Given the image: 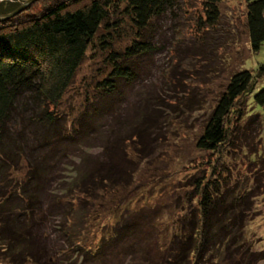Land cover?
Masks as SVG:
<instances>
[{"label": "rangeland", "instance_id": "rangeland-1", "mask_svg": "<svg viewBox=\"0 0 264 264\" xmlns=\"http://www.w3.org/2000/svg\"><path fill=\"white\" fill-rule=\"evenodd\" d=\"M178 1L185 6L183 0ZM190 1L194 7L187 4L186 9L190 10L187 13L176 11L155 22L150 33L153 52L137 62V79L129 84L121 81L113 97H102L95 90L96 83L110 72L106 63L108 53L102 49L100 41L88 53L59 112L63 115L59 121L60 125L63 122V129L68 127L69 130L72 125L77 129L82 127L83 139L79 137L75 145L58 143L59 149L66 147L65 152L71 159L62 157V163L52 174L58 176L56 181L52 180L47 186L48 191L54 193L47 192L43 202L39 200L42 204L37 206L38 212L36 210L33 216L37 223L34 233L38 232L43 242L48 243V251L54 254L58 250L67 251L72 258L70 262L75 264H105L99 258L86 260L77 255L71 240L68 242L62 231L80 232V238L73 240L91 248V253L96 252L97 245L103 247L106 239L116 236L119 242H113L114 247L107 246L110 258L106 264H147L148 259L131 254L132 248L139 251L143 247L152 259L161 255L162 247L179 234L183 215L192 207L190 201L196 180L206 175L218 178L231 197L239 193L246 196L243 202L245 239L253 252L263 253V260L257 259L259 264H264V147L259 135L262 126L256 130L259 124L246 119L230 144L215 153L203 151L197 145L230 76L244 70L256 74L264 64V47L258 54L251 51L243 0H224L221 25L202 37L194 20L201 10L200 0ZM16 2L19 8L25 3ZM129 43V39L122 40L120 32L114 40L115 51L122 52ZM263 88L264 79L257 92ZM88 98L94 100L89 113L93 110L97 113L91 120L81 121ZM28 112L25 110L22 114L30 117ZM250 123L254 131L247 129ZM29 125L18 124L17 130L22 128V134L18 148L13 149L18 150V156L13 159L15 162L11 161L14 167L8 169L6 182L0 186L2 192L10 183L8 188L15 186L14 195H17L3 202L0 208V231L10 230V225H5L4 221L13 224L16 217L23 218L20 211L23 202L18 190L23 191V180L37 167L38 163L33 160L47 155L56 159L58 154L53 144H42L46 136H54L52 129ZM118 134L122 142H118L119 149L113 153L109 143L119 140ZM114 137L113 142L107 143ZM39 144L41 149L36 146ZM117 151V162H111L112 154L116 157ZM100 161L104 162L103 170L106 168L107 174L113 165H118L113 172L122 170L123 179L116 177L108 182L106 191L104 187L87 194L80 193L78 188L70 191L75 174L67 167L76 163L73 166L77 167L76 171L86 175L90 170L96 171ZM64 180L69 185L64 184ZM37 217H40L39 222ZM12 230H15L11 233L13 236L22 232L14 227ZM57 255L54 259L59 264L60 259L65 258ZM0 264L13 263L0 253Z\"/></svg>", "mask_w": 264, "mask_h": 264}, {"label": "trees", "instance_id": "trees-1", "mask_svg": "<svg viewBox=\"0 0 264 264\" xmlns=\"http://www.w3.org/2000/svg\"><path fill=\"white\" fill-rule=\"evenodd\" d=\"M16 1L5 0L0 3V16L9 15L19 8L20 4ZM243 1L246 5L250 48L253 54H258L264 47V0ZM223 2L224 0H200L201 10L194 16V20L201 37L217 30L221 25ZM183 4L184 7L178 0H39L15 17L0 21V186L6 182L8 169L12 170L14 167L10 165L11 161L15 162L13 159L18 156V150L13 151L18 148V140L22 134V128L17 130L18 124L22 126L28 123L29 126L44 128L49 126L54 136H46L42 144H53L58 151L56 159L48 155L40 160L39 157L34 159L38 163L37 167L33 168L30 177L23 180V191L18 190L19 199L23 202V209L20 210L23 218L16 217L13 224L4 221L5 225H10V230L3 227L4 230L0 231V253L6 260L13 264H58L54 259L58 254L60 258H65L60 259L59 264H75L70 262L72 258L67 251L58 250L55 254L48 251V243L43 242L38 232L34 233L37 223H34L36 220L33 216L36 210L38 212L37 206L42 204L40 201L43 202L47 192L54 193L47 189L49 183L56 181L58 177L56 173L54 176L52 174L64 158L71 159L65 152L66 147L59 149L58 143L75 145L79 137L83 139L82 127L77 129L72 125L69 130L68 127L63 129V122L61 127L59 121L63 115L59 112L62 102L88 53L98 41L108 53L106 63L110 68L107 77L96 83L95 90L100 96L113 97L118 93L121 81L125 84L134 82L138 76L137 62L154 50L150 33L155 22L176 11L187 13L190 11L186 9L187 4L194 7L190 0H183ZM101 31L104 32L99 38ZM120 32L122 40L129 39L130 43L122 48V52H116L114 40L119 37ZM203 38L206 42V37ZM262 79L264 64L259 66L256 74L244 70L230 76L197 143L201 150L215 153L229 145L238 127L246 119H251L252 124H259L255 127L256 130L262 126L259 135L264 147V88L257 92ZM87 103L81 121L84 118L91 120L94 118L92 115L97 113L95 110L89 113L94 100L88 98ZM25 110H29L30 117L22 114ZM251 123L247 129L254 131ZM55 126H58L57 129ZM73 128H76L75 133L72 132ZM113 132L110 131L112 136ZM121 137L119 135V140L114 144L109 141L113 142L115 137L107 140L113 153L119 149ZM34 138L39 139L35 135ZM36 146L39 149L42 145ZM112 155L111 162H117L118 151L116 157ZM119 158L122 159V156ZM100 162L96 171L90 170L86 175L77 172V167H73L76 163L67 167L75 176L71 185L66 180L64 184L71 187L70 191L78 188L80 193H93L103 187L106 191L108 182L116 177L121 180L122 170L115 175L113 171L118 165H113L107 174L106 168L103 170L104 162ZM195 185L196 190L190 201L192 207L183 215L185 218L180 222L179 234L162 247L163 253L152 259L143 247L139 251L133 247L131 254L135 257L139 255L140 259H148L147 264H150V260L151 264H259L258 259L263 260V253L253 252L243 229V202L246 196L239 193L231 197L225 193L224 185L218 178L212 179L206 175L202 176V180L197 179ZM8 186L10 183L6 185L5 191H0V208L3 202L17 197L14 195L15 186ZM26 202L29 204L25 205ZM11 210L13 211V207ZM39 218L37 217L38 222ZM11 227L22 232L13 236L11 233L14 234L15 230L11 231ZM62 233L68 242L71 240V246L77 255L86 260L99 258L105 264L110 258L107 246L111 244L114 247L113 242H119L116 236L111 237L103 242L104 250L97 245L96 252L91 253V248H85L81 245L82 242L76 243L73 240L75 237L80 238V232ZM129 233L131 234L130 231Z\"/></svg>", "mask_w": 264, "mask_h": 264}, {"label": "water", "instance_id": "water-1", "mask_svg": "<svg viewBox=\"0 0 264 264\" xmlns=\"http://www.w3.org/2000/svg\"><path fill=\"white\" fill-rule=\"evenodd\" d=\"M38 1H39V0H27V1L24 3V5H23L21 8H19L15 13L10 14V15H7V16H5V17H1V16H0V21L7 20L8 18H11V17H13V16H15V15L20 14L21 12H23V11L29 9V7H30L31 5H33L34 3L38 2Z\"/></svg>", "mask_w": 264, "mask_h": 264}, {"label": "crops", "instance_id": "crops-1", "mask_svg": "<svg viewBox=\"0 0 264 264\" xmlns=\"http://www.w3.org/2000/svg\"><path fill=\"white\" fill-rule=\"evenodd\" d=\"M0 1H2V0H0Z\"/></svg>", "mask_w": 264, "mask_h": 264}]
</instances>
